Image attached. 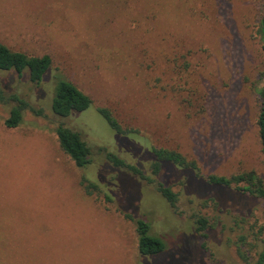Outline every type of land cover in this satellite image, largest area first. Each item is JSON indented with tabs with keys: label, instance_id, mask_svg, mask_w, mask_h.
<instances>
[{
	"label": "rangeland",
	"instance_id": "374dc122",
	"mask_svg": "<svg viewBox=\"0 0 264 264\" xmlns=\"http://www.w3.org/2000/svg\"><path fill=\"white\" fill-rule=\"evenodd\" d=\"M263 15L264 0H0V43L51 59L38 87L26 75L0 73L6 89L44 110L42 117L25 111L7 129L11 106L0 104V264L255 262L261 199L206 177L254 172L264 185L256 126ZM56 73L90 97L87 109L52 112L53 88L63 80ZM101 107L133 132L112 130ZM60 124L81 134L91 150L87 166L77 168L60 148ZM152 147L194 161L200 176L166 161L153 175ZM82 178L99 191L88 196ZM159 187L177 194L174 206ZM137 220L160 239L161 252L139 254Z\"/></svg>",
	"mask_w": 264,
	"mask_h": 264
},
{
	"label": "trees",
	"instance_id": "16d2710c",
	"mask_svg": "<svg viewBox=\"0 0 264 264\" xmlns=\"http://www.w3.org/2000/svg\"><path fill=\"white\" fill-rule=\"evenodd\" d=\"M258 35L264 52V15L259 20ZM50 66L51 59L48 55L40 57L29 56L24 52L13 51L6 45L0 43V73H14L18 78L26 75L27 81L33 86L38 87L47 76L46 71ZM54 75L61 77L58 73ZM53 90L50 107L52 112L58 117H68L72 112L83 111L92 103L89 96L85 95L72 82L65 78L60 81L56 80V85ZM259 95L260 108L256 119V126L258 129L261 152L264 157V86L260 89ZM0 104L11 106L9 115L4 121V125L7 129L18 127L22 123L23 113L25 111H30L35 116H44L42 107L31 105L24 98L20 97L16 91L6 89L2 82H0ZM98 112L106 120L109 127L116 133L126 134L133 132L132 130L122 129L108 108H98ZM55 134L60 148L72 160L77 168H83L90 163L91 150L86 145V142L82 139L79 132L60 124L55 128ZM152 153L154 160L150 165V169L153 175L159 176L161 173V162L166 161L184 168L197 170V175L200 176L195 162L188 161L174 150L152 147ZM106 159L114 166H119L125 171L132 172L141 177L143 176L139 169L124 163L123 160L111 153H106ZM206 181L212 185H219L227 188L233 187L235 191L242 195L261 199L262 222L259 226V233L262 235L261 242L263 249L258 254V258L255 262L248 261L247 256H242V259L245 264H264V185L262 180L256 176L254 172H248L229 178L209 175L206 177ZM239 184H243V186ZM80 185L88 196L99 191V188L95 184L87 181L85 178L81 179ZM158 191L168 200L171 206H174L177 201V194L172 191L171 187H159ZM105 197L108 201L109 198L107 196ZM125 217L133 221L130 215H126ZM205 222V218L200 217L197 219L196 224L199 225L198 231L204 230ZM135 232L138 237V252L140 255H154L163 250L164 246L160 239L149 235V226L146 222L137 220L135 222Z\"/></svg>",
	"mask_w": 264,
	"mask_h": 264
}]
</instances>
